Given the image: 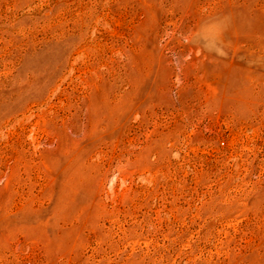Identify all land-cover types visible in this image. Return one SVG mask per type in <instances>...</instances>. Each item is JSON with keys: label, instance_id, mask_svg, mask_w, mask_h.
Listing matches in <instances>:
<instances>
[{"label": "rangeland", "instance_id": "374dc122", "mask_svg": "<svg viewBox=\"0 0 264 264\" xmlns=\"http://www.w3.org/2000/svg\"><path fill=\"white\" fill-rule=\"evenodd\" d=\"M0 264H264V0H0Z\"/></svg>", "mask_w": 264, "mask_h": 264}]
</instances>
